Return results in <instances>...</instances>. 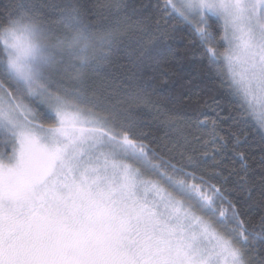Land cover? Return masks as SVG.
I'll return each instance as SVG.
<instances>
[{
	"label": "snow or ice",
	"instance_id": "snow-or-ice-1",
	"mask_svg": "<svg viewBox=\"0 0 264 264\" xmlns=\"http://www.w3.org/2000/svg\"><path fill=\"white\" fill-rule=\"evenodd\" d=\"M0 264H264V0L0 6Z\"/></svg>",
	"mask_w": 264,
	"mask_h": 264
},
{
	"label": "trees",
	"instance_id": "trees-1",
	"mask_svg": "<svg viewBox=\"0 0 264 264\" xmlns=\"http://www.w3.org/2000/svg\"><path fill=\"white\" fill-rule=\"evenodd\" d=\"M7 2V0H0V6H2L3 4H5ZM93 3L96 2V0H92ZM191 59V57H189V60Z\"/></svg>",
	"mask_w": 264,
	"mask_h": 264
}]
</instances>
